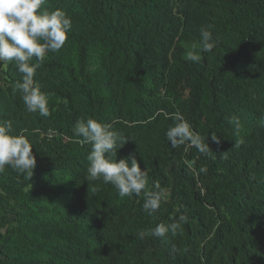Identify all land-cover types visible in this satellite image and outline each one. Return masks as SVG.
<instances>
[{
	"label": "trees",
	"instance_id": "obj_1",
	"mask_svg": "<svg viewBox=\"0 0 264 264\" xmlns=\"http://www.w3.org/2000/svg\"><path fill=\"white\" fill-rule=\"evenodd\" d=\"M43 7L72 20L65 45L34 76L49 116L25 110L14 91L20 74L0 63V120L29 139L36 157L31 178L7 166L0 173V264H264V0ZM202 26L217 43L193 63L185 52ZM177 114L210 151L170 144L165 133ZM87 118L130 138L117 161L134 154L167 190L156 214L141 197L120 198L110 184L85 179L90 145L72 128ZM181 214L188 223L175 235L138 238Z\"/></svg>",
	"mask_w": 264,
	"mask_h": 264
},
{
	"label": "clouds",
	"instance_id": "obj_2",
	"mask_svg": "<svg viewBox=\"0 0 264 264\" xmlns=\"http://www.w3.org/2000/svg\"><path fill=\"white\" fill-rule=\"evenodd\" d=\"M44 4L45 0H0V63L13 62L20 74L14 91L19 93L25 110L47 117L50 114L49 96L35 84L34 76L47 54L56 53L65 45L72 20L63 10H49L43 7ZM216 43L211 27L202 26L199 40L185 52L186 60L200 62L202 54L211 53ZM228 123L234 126L238 135L242 128L239 117H230ZM72 132L78 143L90 145L86 156L87 181L110 184L120 198L141 197L142 208L149 216L160 210L168 193L159 180H151L147 170H141L134 154L117 161V151L128 143L129 137L113 130L111 124L94 118L77 119ZM165 135L173 147L189 143L201 153L210 151L205 138L195 133L180 114L174 117ZM212 139L219 143V138L212 136ZM32 150L29 139L23 133L13 134L12 123L0 120V173L7 166L18 176L31 178L36 167ZM92 190L95 191V187ZM186 223L188 216L181 214L171 223L160 222L154 228L140 230L138 238L150 236L163 239L169 232L175 235Z\"/></svg>",
	"mask_w": 264,
	"mask_h": 264
},
{
	"label": "rangeland",
	"instance_id": "obj_3",
	"mask_svg": "<svg viewBox=\"0 0 264 264\" xmlns=\"http://www.w3.org/2000/svg\"><path fill=\"white\" fill-rule=\"evenodd\" d=\"M5 68V65L3 66H0V70L4 69ZM0 82H1V74H0ZM175 168L174 167H171V169L169 170V174L172 176L173 173H175ZM172 180V179H171Z\"/></svg>",
	"mask_w": 264,
	"mask_h": 264
}]
</instances>
